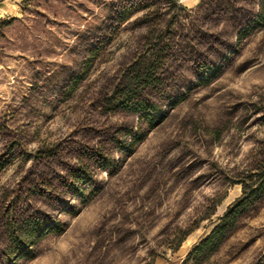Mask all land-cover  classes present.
Wrapping results in <instances>:
<instances>
[{
    "label": "rangeland",
    "instance_id": "374dc122",
    "mask_svg": "<svg viewBox=\"0 0 264 264\" xmlns=\"http://www.w3.org/2000/svg\"><path fill=\"white\" fill-rule=\"evenodd\" d=\"M259 1L0 0V264H194L264 147ZM201 264H264V195Z\"/></svg>",
    "mask_w": 264,
    "mask_h": 264
},
{
    "label": "trees",
    "instance_id": "16d2710c",
    "mask_svg": "<svg viewBox=\"0 0 264 264\" xmlns=\"http://www.w3.org/2000/svg\"><path fill=\"white\" fill-rule=\"evenodd\" d=\"M125 17L126 15H124V18ZM262 28H264V0L259 1L257 15L238 30V44L254 32V30ZM148 64L149 69L154 65L153 63ZM156 69H158V66L155 67L154 70ZM218 71V68H207V70L202 73V76H204L205 73L208 74L202 77V80L209 81L213 79ZM147 78L148 75H146V73L143 74L140 71L136 72L132 77L134 84L133 88L129 89V91L123 90L117 98V107L123 111L138 114L145 122L144 129L138 128L136 132L129 131L128 135L132 136V141L130 143L123 141L120 144V147L127 153H131L135 145L143 140L146 133L161 123L166 115L165 111H162L152 103L141 99L138 95L137 89L142 84L141 81H146ZM80 79V76H76L72 82L75 84ZM129 86L131 87V82ZM233 183L241 186V194L228 205L211 230L192 247L185 262H191L194 264L207 262L209 258L218 251L220 246L234 230L241 216L264 195V147L257 151L252 165L249 168L244 169L238 179L233 181ZM25 228H27V226H20V229H18L19 235L14 238V243L21 238L20 236L28 240L34 233V229H36L33 227V230L30 231V229L28 230V228ZM19 245H21V243H15V248H19ZM177 247V245L172 247L173 251L176 250ZM7 264L13 263L8 262Z\"/></svg>",
    "mask_w": 264,
    "mask_h": 264
},
{
    "label": "water",
    "instance_id": "95a60500",
    "mask_svg": "<svg viewBox=\"0 0 264 264\" xmlns=\"http://www.w3.org/2000/svg\"><path fill=\"white\" fill-rule=\"evenodd\" d=\"M243 27V26H242Z\"/></svg>",
    "mask_w": 264,
    "mask_h": 264
}]
</instances>
